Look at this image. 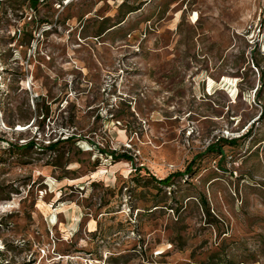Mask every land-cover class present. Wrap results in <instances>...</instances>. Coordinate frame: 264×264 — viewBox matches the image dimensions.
<instances>
[{
    "label": "rangeland",
    "instance_id": "1",
    "mask_svg": "<svg viewBox=\"0 0 264 264\" xmlns=\"http://www.w3.org/2000/svg\"><path fill=\"white\" fill-rule=\"evenodd\" d=\"M0 264H264V0H0Z\"/></svg>",
    "mask_w": 264,
    "mask_h": 264
},
{
    "label": "trees",
    "instance_id": "2",
    "mask_svg": "<svg viewBox=\"0 0 264 264\" xmlns=\"http://www.w3.org/2000/svg\"><path fill=\"white\" fill-rule=\"evenodd\" d=\"M3 1V0H1ZM30 1V6L37 8L40 0H29ZM80 137L77 136L76 133H71L69 135H66L65 137H59L56 141H54L53 143H51L50 145H48L49 149L51 150H57L58 148H60L61 146H64L65 143L67 142H76ZM222 141H224L226 144H230V145H234L236 142V139H223ZM37 145V142L34 140H31L30 142L26 143V144H22L19 145L20 148H24V149H31L34 146ZM209 152H213V153H217L220 156L219 162H221V160L224 159L225 157V151H224V147L222 143H212L211 145H209L208 147ZM101 152H105L106 154H111L113 156V158L115 159H120V158H126L130 161H133V156L126 153V152H117V151H101ZM195 158H193L186 166V168L184 170H177L175 172H171L169 173L167 176L163 177V178H158L155 175L150 174V179H152L153 181H155L156 183L160 184V185H166V186H170L176 177H184L187 174H190L194 171V166H195ZM137 171L141 170L139 168L136 169Z\"/></svg>",
    "mask_w": 264,
    "mask_h": 264
},
{
    "label": "bare ground",
    "instance_id": "3",
    "mask_svg": "<svg viewBox=\"0 0 264 264\" xmlns=\"http://www.w3.org/2000/svg\"><path fill=\"white\" fill-rule=\"evenodd\" d=\"M210 77V76H209ZM224 80H226L228 83L230 82V83H232L233 84V81L235 80V79H232V78H230V77H228V76H225L224 77ZM216 81L213 79V78H209V84H208V86H209V89L213 86V84L215 83ZM225 82V81H224ZM234 88V87H233ZM212 90V89H211ZM213 91V90H212ZM209 92V91H208ZM210 93V92H209ZM23 127V125L22 126H20V128H22ZM53 219H55V217H53Z\"/></svg>",
    "mask_w": 264,
    "mask_h": 264
}]
</instances>
